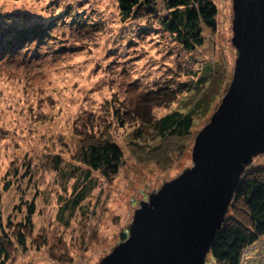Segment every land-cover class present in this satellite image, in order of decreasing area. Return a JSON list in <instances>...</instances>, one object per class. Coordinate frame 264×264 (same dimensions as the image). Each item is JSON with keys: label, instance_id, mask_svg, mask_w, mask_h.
<instances>
[{"label": "rangeland", "instance_id": "374dc122", "mask_svg": "<svg viewBox=\"0 0 264 264\" xmlns=\"http://www.w3.org/2000/svg\"><path fill=\"white\" fill-rule=\"evenodd\" d=\"M213 2L215 30L185 51L155 24L122 21L115 0H0V45L28 37L0 54V264H103L141 204L193 166L238 59L233 1ZM212 64L226 80L208 111L187 135L159 137L156 120L187 113ZM105 141L123 154L111 179L79 161L82 146ZM242 168L224 222L247 225L239 189L246 175L264 178V151ZM238 264H264V236Z\"/></svg>", "mask_w": 264, "mask_h": 264}, {"label": "water", "instance_id": "95a60500", "mask_svg": "<svg viewBox=\"0 0 264 264\" xmlns=\"http://www.w3.org/2000/svg\"><path fill=\"white\" fill-rule=\"evenodd\" d=\"M234 75L198 134L193 166L141 204L103 264H204L251 157L264 151V0H232Z\"/></svg>", "mask_w": 264, "mask_h": 264}, {"label": "trees", "instance_id": "16d2710c", "mask_svg": "<svg viewBox=\"0 0 264 264\" xmlns=\"http://www.w3.org/2000/svg\"><path fill=\"white\" fill-rule=\"evenodd\" d=\"M115 2L122 21L144 22L147 26L155 24L185 51H194L201 47L203 29L214 31L216 27L217 9L213 0H115ZM159 4L162 5L164 13H161ZM24 37L3 42L0 45V54L11 55L15 51L11 45L28 38ZM203 73L204 77L200 83L209 84V88L205 85L207 89L204 86L197 90L187 113L172 112L157 119L154 128L159 137L187 135L193 125L194 116L208 111L215 95L212 92L214 93L215 88L226 79L222 81L218 78L220 77L218 64L208 65ZM122 157L118 145L109 141L82 146L79 152V161L106 179H111L118 173ZM246 177L247 175L243 181L241 180L239 191L247 225L238 218L233 221L226 220L208 252L211 257L219 259L220 264H238L244 249L264 236V178L258 177L257 173L253 177ZM32 213L31 205L26 216L28 226ZM20 227L23 229L26 225ZM16 236L18 243L22 244L24 242L22 230H18ZM3 254V244L0 242V259Z\"/></svg>", "mask_w": 264, "mask_h": 264}]
</instances>
